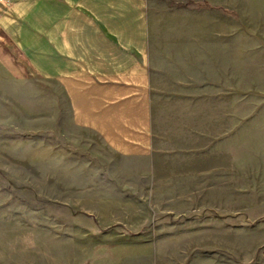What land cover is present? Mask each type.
Segmentation results:
<instances>
[{"label":"rangeland","instance_id":"1","mask_svg":"<svg viewBox=\"0 0 264 264\" xmlns=\"http://www.w3.org/2000/svg\"><path fill=\"white\" fill-rule=\"evenodd\" d=\"M194 2L153 39L151 160L75 126L0 34V264H264V0Z\"/></svg>","mask_w":264,"mask_h":264},{"label":"crops","instance_id":"2","mask_svg":"<svg viewBox=\"0 0 264 264\" xmlns=\"http://www.w3.org/2000/svg\"><path fill=\"white\" fill-rule=\"evenodd\" d=\"M193 2L0 0V34L28 72L62 88L75 126L122 156L151 160L159 151L158 107L169 101L153 39L159 23ZM8 67L21 71L13 61Z\"/></svg>","mask_w":264,"mask_h":264}]
</instances>
